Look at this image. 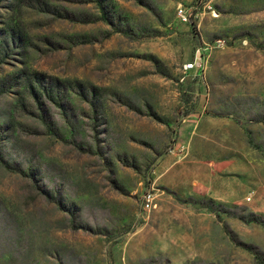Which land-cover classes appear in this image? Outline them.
Segmentation results:
<instances>
[{
	"label": "rangeland",
	"instance_id": "rangeland-1",
	"mask_svg": "<svg viewBox=\"0 0 264 264\" xmlns=\"http://www.w3.org/2000/svg\"><path fill=\"white\" fill-rule=\"evenodd\" d=\"M0 264H264V0H0Z\"/></svg>",
	"mask_w": 264,
	"mask_h": 264
},
{
	"label": "built area",
	"instance_id": "built-area-1",
	"mask_svg": "<svg viewBox=\"0 0 264 264\" xmlns=\"http://www.w3.org/2000/svg\"><path fill=\"white\" fill-rule=\"evenodd\" d=\"M176 14H177V17H179L181 20H183V15L181 14L180 10H177ZM199 68H200V65H199L198 60H194L192 62H188V63H186V64H184L182 66V70L186 71V72L199 70ZM248 199L249 198L246 197L245 201H248ZM151 201H152V195H151L150 192H147V193L143 194L141 199H140L141 209L143 211H147L149 209V207H150Z\"/></svg>",
	"mask_w": 264,
	"mask_h": 264
}]
</instances>
